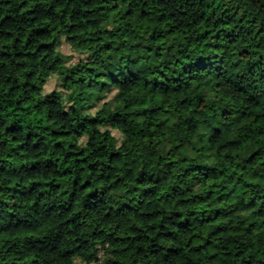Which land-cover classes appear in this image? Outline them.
Returning <instances> with one entry per match:
<instances>
[{
    "label": "trees",
    "instance_id": "obj_1",
    "mask_svg": "<svg viewBox=\"0 0 264 264\" xmlns=\"http://www.w3.org/2000/svg\"><path fill=\"white\" fill-rule=\"evenodd\" d=\"M0 264H264V0H0Z\"/></svg>",
    "mask_w": 264,
    "mask_h": 264
},
{
    "label": "rangeland",
    "instance_id": "obj_2",
    "mask_svg": "<svg viewBox=\"0 0 264 264\" xmlns=\"http://www.w3.org/2000/svg\"><path fill=\"white\" fill-rule=\"evenodd\" d=\"M60 50L64 54H71V51L69 47L65 44L61 45ZM54 86V79L51 78L49 82L46 84L45 91H49ZM140 153L142 156H144L146 163L148 165L152 164L155 160V151L147 146L146 144H143L140 148ZM132 174L131 171H128L126 169H123L119 166H116L112 173H110L108 176L103 178L104 182H108L110 179L114 178L118 175H123L126 177H130ZM105 209H101L98 213H96V216L98 218L102 217L103 212ZM108 213L112 216V222L114 225H122L125 227V234L132 236L135 235L138 231V229H144L146 231H149L150 226L154 223L153 221H145L141 217V212H134V213H128L125 216L117 217L114 215L113 211L107 210Z\"/></svg>",
    "mask_w": 264,
    "mask_h": 264
}]
</instances>
